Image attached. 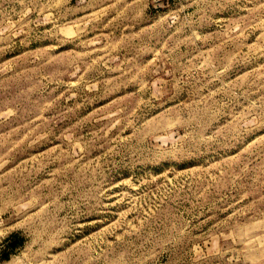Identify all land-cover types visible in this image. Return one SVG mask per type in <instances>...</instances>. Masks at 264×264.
<instances>
[{"label": "rangeland", "instance_id": "rangeland-1", "mask_svg": "<svg viewBox=\"0 0 264 264\" xmlns=\"http://www.w3.org/2000/svg\"><path fill=\"white\" fill-rule=\"evenodd\" d=\"M0 264H264V0H0Z\"/></svg>", "mask_w": 264, "mask_h": 264}]
</instances>
